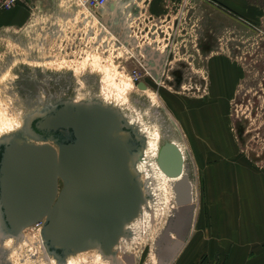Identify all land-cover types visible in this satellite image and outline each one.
Wrapping results in <instances>:
<instances>
[{
  "label": "rangeland",
  "instance_id": "374dc122",
  "mask_svg": "<svg viewBox=\"0 0 264 264\" xmlns=\"http://www.w3.org/2000/svg\"><path fill=\"white\" fill-rule=\"evenodd\" d=\"M257 4L264 7V1ZM81 6L96 20L85 19ZM131 8L130 0L95 8L79 0H20L0 10V133L17 126L22 112L100 97L141 120L158 148L168 140L181 143L191 182L188 226L182 233L168 228L177 205L170 183L156 173L152 221L141 218L143 226L115 259L199 264L193 222L203 188L233 180L216 175L218 158L247 170L245 178L232 174L234 185L264 186V20L227 15L216 27L214 12L201 0L198 13L169 12L165 19ZM138 81L155 95L137 92ZM221 143L235 156L229 158ZM38 224L27 229L29 241L8 247L9 253L0 227V264H53L32 242ZM68 263L102 264L94 252Z\"/></svg>",
  "mask_w": 264,
  "mask_h": 264
},
{
  "label": "water",
  "instance_id": "95a60500",
  "mask_svg": "<svg viewBox=\"0 0 264 264\" xmlns=\"http://www.w3.org/2000/svg\"><path fill=\"white\" fill-rule=\"evenodd\" d=\"M135 85L144 89L143 82ZM27 132L41 143L0 142V225L18 235L40 221L47 251L56 257L97 247L112 262L113 245L127 235L145 197L129 162L140 149L115 108L69 99L33 113ZM158 167L169 176L181 172V155L165 141L156 153ZM177 207L168 228L182 231L190 219L186 174L175 183Z\"/></svg>",
  "mask_w": 264,
  "mask_h": 264
},
{
  "label": "crops",
  "instance_id": "0c3cea01",
  "mask_svg": "<svg viewBox=\"0 0 264 264\" xmlns=\"http://www.w3.org/2000/svg\"><path fill=\"white\" fill-rule=\"evenodd\" d=\"M130 1L131 9L147 18L165 19L169 12L174 13V17L177 14L182 17V14L199 12V0ZM201 1L214 12L212 17L216 27L221 25V17L227 15L250 20L258 17L259 22L264 20V7L257 4L264 0ZM84 11L88 17L85 19L96 20L92 12ZM146 92L151 91L147 89ZM220 147H223L229 158L235 156L228 144L221 143ZM234 161L231 159L229 162L226 156L218 158L217 164L212 167L219 171L216 175H228L233 180L228 184L222 182L221 185L218 180H214V186L203 188L201 193L202 201L193 222L197 231L194 240L196 248H199V264H264V186L247 185L245 181L243 185H234L235 177L232 174H241L245 178L247 172Z\"/></svg>",
  "mask_w": 264,
  "mask_h": 264
},
{
  "label": "bare ground",
  "instance_id": "6f19581e",
  "mask_svg": "<svg viewBox=\"0 0 264 264\" xmlns=\"http://www.w3.org/2000/svg\"><path fill=\"white\" fill-rule=\"evenodd\" d=\"M81 7L83 9H85L83 6H81ZM133 86H135V90L137 91L136 88H138V87L136 85H133ZM138 89L144 91L143 93L146 92L145 91L146 87L144 89H140V88H138ZM105 99H107V101L109 100L106 96H105ZM87 100H89L88 97L84 98V99L77 100V101L76 100H72V101L84 102ZM99 100H100L101 104L115 108L118 111V113L120 114L121 118L125 121V123L132 127V130L135 133V136L137 138L141 139L140 149H139L138 153L135 154L132 157V159L130 160L129 168L137 176V178L140 182L141 190L144 194L145 201H144V204H142L140 206L137 215L135 217H133L130 221L125 223L124 227H125L128 234L126 236L121 235L118 237L117 242L113 245V251L116 252L117 251L116 249L119 248L121 246V244L126 241V239H129L132 235H134V233H135L134 232V230H135L134 226L136 224H139V222L142 218V215L144 213L148 214L149 221L150 222L152 221V217L154 214V206L152 205V199L153 198L151 195V191L148 188V185H149V182H153V185L155 184L156 173L159 174L163 179H166L170 183L173 198H174L175 203H176V201H177V189L175 187V183H176V181H178V179H180L183 176V174H186L187 171H186L184 161H183V159H185L184 148H183L181 143H179L175 140L171 142V143H173V145H175V147L177 148V150L179 151V153L181 155V172L177 176L166 175L158 167L156 160H155L158 147L155 143H152L151 140L149 139L148 134L146 133V131L144 130V128L141 125V120L139 121L136 118H132L131 116L125 115L123 113V111L121 110V108L119 106L113 104V103L106 102V101L102 100L100 97H99ZM94 101H96V100H94ZM41 110L42 109H36V110H33L27 114H24L22 112V114L18 118V122L16 123L17 126H14L13 128H9L8 130L0 133V142L4 141V140H8V139H13V140L18 141V142L26 141V142L41 143V140L34 139V137H32L27 132V128H26V123H27L29 116H31L33 113L39 112ZM168 142H170V141L168 140ZM149 154L151 156H149ZM186 176H187V174H186ZM187 180H189V179L187 178ZM190 185H191V182L189 180V186ZM191 196H192V192H191ZM176 205H177V203H176ZM34 224H32V225H34ZM32 225L23 227L20 230L18 235H12V234L4 231L2 225H0L1 230L3 231L2 238L8 237L6 242H9V241L14 242V241L22 240L23 239V230L25 231L26 229L30 228ZM37 227H38V231L36 233V238H34V239L38 240L40 252L43 254L44 261L47 263L51 262L53 264H68L69 259H74L81 253L94 252L96 254V256L100 259V261H102L104 264H123V262L119 259L112 262L110 260L109 256L104 255L97 247H92L89 249L69 253V254L61 257V258L56 257L52 252L46 250L45 245L41 239L40 231H39L40 224H38Z\"/></svg>",
  "mask_w": 264,
  "mask_h": 264
},
{
  "label": "flooded vegetation",
  "instance_id": "af4514ba",
  "mask_svg": "<svg viewBox=\"0 0 264 264\" xmlns=\"http://www.w3.org/2000/svg\"><path fill=\"white\" fill-rule=\"evenodd\" d=\"M134 84V83H133ZM135 85V84H134ZM137 89V91L138 92H144V91H142V90H139L138 88H136ZM146 90H147V88H146ZM145 90V91H146ZM85 98V97H84ZM84 98H82V99H84ZM74 100H76V99H74ZM22 114V113H21ZM156 179H157V176H156ZM148 188L150 189V191H151V195H152V198L154 199V197L157 195V189H156V184H154L153 185V182H149V185H148ZM174 199V198H173ZM144 215H146V217L148 216V214H146V213H144L143 215H142V217L144 216ZM148 219H149V216H148ZM143 226V222H142V225L139 223V224H136L135 226H134V228H135V230H134V232H137V230H138V227H139V229H140V227H142ZM29 229V228H28ZM26 232H27V229L24 231L23 230V239L22 240H19V241H14V242H12V241H9V242H6V240L8 239V237H4V238H2V242H3V246H4V249L7 251V253H9V251H10V249H8V247L9 248H11V250L16 246V245H18V244H21V243H27V241H29L28 240V235L26 234ZM6 242V243H5ZM32 242H33V244H36L37 245V249L36 250H38L39 249V245H38V240H32ZM120 248V247H119ZM118 249V248H117ZM116 249V250H117ZM17 251H15V253H16ZM9 255V254H8ZM42 256H43V254H42ZM31 258H33V255L31 256ZM42 260H44V259H42ZM102 262V261H101ZM69 264V263H68ZM102 264H104L103 262H102Z\"/></svg>",
  "mask_w": 264,
  "mask_h": 264
},
{
  "label": "built area",
  "instance_id": "2783aa9c",
  "mask_svg": "<svg viewBox=\"0 0 264 264\" xmlns=\"http://www.w3.org/2000/svg\"><path fill=\"white\" fill-rule=\"evenodd\" d=\"M18 1L20 0H0V10L10 7L14 3H17ZM108 1L109 0H79V2L82 5L90 8L102 6L106 4ZM38 223L40 224V221L36 222L35 225Z\"/></svg>",
  "mask_w": 264,
  "mask_h": 264
}]
</instances>
